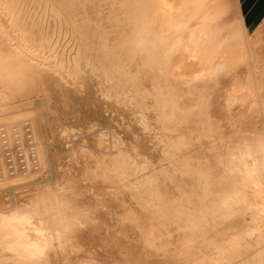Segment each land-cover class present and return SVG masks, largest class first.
I'll return each mask as SVG.
<instances>
[{"label": "bare ground", "instance_id": "bare-ground-1", "mask_svg": "<svg viewBox=\"0 0 264 264\" xmlns=\"http://www.w3.org/2000/svg\"><path fill=\"white\" fill-rule=\"evenodd\" d=\"M95 2L0 0V217L7 218L0 221V264H16L20 258L17 250L24 253L29 245L43 239L37 237L34 227L19 218L8 222L12 213L17 210H20L19 216H23L27 211V204L38 192L47 201V212L54 221H63L61 232L64 225L69 228L64 252L50 251L49 259L58 264H65V261L73 264L70 255L80 252L81 246L72 244L71 238L86 239L87 248L82 252H87L88 255L94 249L91 245L95 236L94 226L81 228L73 221L70 222L66 212L68 200L64 193L37 187L26 197L29 199L26 204L25 201L21 203L16 193L11 199L5 198L6 192L17 187L39 183L46 173L54 169L55 162L58 165L62 156L60 158L59 153L50 147L57 140L59 130H56V120L62 119L63 122L76 112L80 114L76 117L73 115L75 122L87 123L92 128L99 126L101 129L112 130L108 142H105L103 130L101 131L103 148L100 147L101 135L96 134L93 142L99 152H89L85 156L93 165L88 166L90 164L82 162L80 170L87 174L78 170L81 175H90V179L94 178V181L98 178V183L101 181L104 184L102 197L96 199L94 195H85L82 199L92 208L97 202L117 207L122 212L119 217L124 215L125 205L134 210L141 204L152 208L147 213L138 212L136 218L139 228L118 218L120 224L117 225V231L102 237V250L98 252L101 256L109 254L117 255L122 260L143 259L149 264L159 258L171 261L172 264H264V216L261 215L264 212V129L255 137H241L235 144L223 143L222 146L225 147L221 146L224 150L221 148L222 152L211 141V147H217L218 151L214 152L216 157L212 159L213 162L200 158L202 160L192 162L191 169L184 168V161L192 157L188 154L189 150L174 152L171 148L174 134L166 131L178 128L192 146L193 141L200 142L204 137L211 139L216 135L221 119L215 118L214 113H223L224 126L227 127L244 117L243 111L233 112V105L239 99L242 104H237V107L243 105L242 109L264 114L263 101L259 102L255 97L256 100L247 102V97L253 98V95L260 94L262 88L247 87L232 76L228 81V76L221 77L217 84L209 85L201 79L193 81L191 89L186 87V82L198 73L217 64L233 63L236 58L231 54L228 44L219 42L226 29H223L220 20L230 6L228 0H109L112 5L104 13L98 10L102 8L96 9L98 4ZM114 3L116 7L113 6ZM178 25L183 26L180 35L185 43L190 37L200 42V55L197 59H190L182 50L178 51L161 74L158 65L175 42V29ZM241 28L244 29L243 23ZM231 33L228 37L232 38ZM227 41L230 44L229 41L232 40ZM232 42H236L232 43L235 45L238 42L239 45L241 41L233 39ZM209 59L211 63L208 62ZM95 71H99L100 75ZM202 88L214 89L208 92L210 120L201 123L198 121V114L192 113L187 117V123L180 124L181 113L173 111L172 101L175 100L181 108L190 109L194 107V98ZM146 92L150 94L148 105L152 108L151 111L143 106ZM35 94L40 96L39 103L35 107H27L35 103H30V96ZM14 98L19 99L18 105L13 106ZM57 104L61 108H57ZM21 116L24 118L21 119ZM24 122L29 127L28 132L23 126ZM145 124L149 129L159 131L157 142L164 141L170 152L169 156H164V148L159 143L160 152L157 151L167 163L160 164L162 158L159 155L161 159L152 162L177 173H186L177 174L175 184L166 183L157 169L145 171L140 168L142 159L136 160L137 167L129 166L124 172L116 173L112 170L111 156L120 151L129 152L134 160L137 155L131 153L134 147L138 149L140 157L157 156L155 147H152L154 144L142 139ZM192 131L194 136L190 134ZM17 139L24 148L25 167L20 169L14 162V169L10 173L3 155V141L8 146H13ZM217 139L227 142L223 134ZM67 148L66 152H78L74 148ZM197 153L198 157L203 154ZM74 168L75 166L73 170ZM200 173L209 177L210 186L206 197ZM250 173L254 175L250 177ZM78 175H72L75 180L71 177L68 179H73L74 182L76 178L80 179ZM187 178L198 185L200 192L196 195V203L191 199L193 196L190 197V193L185 190L189 183ZM73 182L68 183L74 184ZM41 188L44 191H40ZM225 202L227 207L224 206ZM246 210L251 215L252 225L249 228L229 232L228 238H215L225 234L221 232L224 228L220 225L229 220L227 217ZM47 229L46 223L42 230ZM145 239L152 247L145 245ZM49 243H52L51 236ZM57 256L61 257L59 261ZM62 260L64 262L60 263Z\"/></svg>", "mask_w": 264, "mask_h": 264}, {"label": "rangeland", "instance_id": "rangeland-1", "mask_svg": "<svg viewBox=\"0 0 264 264\" xmlns=\"http://www.w3.org/2000/svg\"><path fill=\"white\" fill-rule=\"evenodd\" d=\"M91 1H93V0H91ZM94 1H96L95 2V4L98 6L96 9H98L99 7L100 8H102V9H98L101 13L103 12L104 13V11L106 12L107 10H109V8L111 7V5H112V3H109V0H94ZM99 3H98V2ZM100 1H104L105 2V4L106 5H104V2H101L100 3ZM110 1H112V0H110ZM106 2H108V3H106ZM228 2H229V8L227 9V11H226V15H222L221 16V20H220V24H222V27H223V29H225V27H226V29H228L226 32H225V30H224V32L225 33H227V35H225V33L223 32L222 34L224 35H221V37L222 38H220V41L219 42H221V44L222 43H226V45L228 46V48L231 50V54H233L236 58L234 59V61L233 62H235V61H237L240 57H245L248 61H250L251 62V69H249V64L248 63H245L244 65H242L240 68H239V70L235 73V74H233L232 75V77L238 82V83H240V84H242V85H245V86H247V87H250V88H252L253 86H258V87H260V88H262V94L260 93V94H258V95H253V98H252V96H249V97H247V102L248 101H251V100H256V98L255 97H257V99H258V101L260 102H262L263 101V103H264V19L260 22V24L254 29V30H248L247 28H245V26H244V29L243 28H241L242 27V20H241V18H240V15H239V11H238V8H237V5H236V0H228ZM103 3V4H102ZM231 3V4H230ZM100 4V5H99ZM111 4V5H110ZM101 5H102V7H101ZM232 5V6H231ZM105 6V7H104ZM107 6V7H106ZM110 6V7H109ZM114 7H116V5H115V3H114V5H113ZM231 7V8H230ZM103 8H104V10H103ZM108 8V9H107ZM230 9V10H229ZM231 9H233V10H231ZM231 11V12H230ZM229 12H230V14H229ZM233 12V13H232ZM235 14V15H234ZM231 16V17H230ZM228 22V23H227ZM231 23V24H230ZM237 24V25H236ZM244 25V24H243ZM232 26V27H231ZM228 27H231L230 29L228 28ZM241 28V29H240ZM235 31H234V30ZM237 29V30H236ZM232 30H233V32H232ZM242 31H244V34H243V32ZM235 33V32H237L236 34L238 35H236V34H232V33ZM242 32V34H239V33H241ZM229 33H231L230 35H232V38L233 39H235V41H236V39H237V41H241V42H239V45H238V42H237V46L235 45V44H232V43H236V42H232L233 41V39L230 37H228V34ZM235 37V38H234ZM224 38V39H223ZM232 40V41H229L230 42V44L228 43V41L227 40ZM239 39V40H238ZM244 40V41H243ZM227 41V42H226ZM245 43V44H244ZM230 45V46H229ZM243 46L244 47H247V49H245V48H243ZM241 49V50H240ZM251 55V56H250ZM256 66V67H255ZM248 67V68H247ZM255 68V69H254ZM260 70V71H259ZM249 71H250V73H249ZM95 72H97L99 75H100V72L99 71H95ZM247 74H250L249 76H247ZM254 74V75H253ZM251 75H253V76H251ZM248 77H250V78H248ZM100 78V76L98 77V80H100L99 79ZM228 80H231V76L229 77V78H227V81ZM256 80V81H255ZM226 81V80H225ZM248 82H251V84L250 83H248ZM261 84V85H260ZM249 85V86H248ZM216 86H218V85H216ZM216 86H215V88H216ZM212 90H214V89H211V91ZM40 96L39 95H37V94H35V95H31L30 96V99H31V101H30V103H32V102H35V103H33V104H30V105H28L27 107H33L35 104H38L39 103V98ZM241 98L242 99H244L243 98V96H241ZM17 100H19L18 98H14L12 101H13V106L14 105H18L19 104V101H17ZM28 100H29V98H28ZM35 100V101H34ZM253 100V101H254ZM244 101V100H243ZM235 105H233V107H235L234 109H233V112L235 113V112H242L243 111V113H244V117H242V118H240V120L239 121H234L233 122V124H232V126H228L227 127V125L226 126H224V124H225V119H224V115H222L221 113H214L215 115H216V117L215 118H219V119H221V120H219V123H218V128L216 129V130H218L217 131V133H216V135H213V138H214V136L216 137V138H218V136H221L222 134H223V136H225V138L227 139V142L224 140V142H223V139H222V142L221 141H219V140H221V139H217L218 140V142H217V140H216V138H214V140H216V141H214V140H212L213 138H211V139H208V138H202V142L200 141H195V142H192L193 143V145L191 146L192 148L190 149H187V150H189L188 151V154L190 155V156H192V157H189V159L193 162V161H197V160H202V159H200V158H203V160H208V161H212L213 162V160L215 159V157H216V155L214 154V152L216 153V151H217V149H218V151L220 150V152H222V151H224L223 150V148L222 147H225V145L227 144V143H229V144H235L236 143V141L238 140V139H240L241 137H247V138H252V137H255V136H257V134H258V132H260V131H263L262 129H264V114H257L255 111H249V110H245V109H242L243 108V105H241V106H239V107H237V104H242V100H238V101H236L235 103H234ZM37 106H39V105H37ZM36 106V107H37ZM58 106L61 108V106L59 105V104H57V108H58ZM35 107V106H34ZM41 107V106H40ZM232 107V108H233ZM20 107H16V109H19ZM21 109H22V107H21ZM256 111H257V108L255 109ZM248 113H247V112ZM69 112V111H68ZM251 112H254V113H251ZM79 114L80 113H78V112H76V113H72V114H70L68 117V119H66V120H64L63 122L60 120V119H58V120H56L57 119V117L56 116H53V115H51V116H53V118L56 120V122H57V124H56V130H59V131H61V129H62V131L59 133V131H58V134L56 135L57 137V140L58 139H60V141L58 140H55L54 141V143L52 142V144L53 145H51L50 147L53 149V150H55V151H57L58 153H59V155H60V158H61V156H62V159H60L59 160V162H58V165H57V163L55 162V165H53L54 163H52V165L54 166V169L52 170V171H50V172H48V173H46V176L45 177H43L42 179H40V181H39V183H37V184H33L32 186H29V185H31V184H28V185H25V186H21V187H17L15 190H13V191H9V192H6V196H5V198L7 197V199H11L12 198V196L14 195V193H16V197L17 198H20V200H21V203H23L24 201V203L26 204L28 201H29V199H27L29 196L28 195H30L32 192H34L35 190H36V188L37 187H46L47 189L49 188V189H51V190H55V191H57V192H60V193H64V196H65V198L68 200V209L66 210V212H67V214H68V216H69V220H70V222H72V223H74V224H76V221L77 220H80V222L82 223V224H84L85 226H94V228H95V230H94V233L93 234H95V236H96V239H95V236L92 238V240H91V245H93V250H91V253H89V255H88V253L87 252H82V251H84L86 248H87V241H86V239H83L84 240V242H83V240H81V239H74V238H71V242H72V244H77V245H80L81 247H80V249H81V251L80 252H77L76 254H73V255H70L72 258H70L71 259V262H73V264H81V261L82 262H84V261H88V260H95V261H97V264H99V262L101 261H120V260H122V259H120V257L119 256H117V255H109L108 254V256L107 255H102L101 256V254H99L98 252H100L101 250H102V246H103V244H101L102 243V237L103 236H105V235H107L108 233H110V232H114V231H117V225H118V223L120 224V221L118 220V218H119V216H120V214L122 213L121 212V210L119 209V208H117V207H111V206H109V205H107V204H105V207H107L110 211H104L103 210V208H101L100 210H98V211H96L88 220H85L84 218H83V212H85V211H87L89 208H92L90 205H88V203H86L82 198H83V196H93L94 198H96V199H100L101 197H102V191L104 190L103 188V185L104 184H102V182L100 181L99 183H98V178H95V181H94V178H91L90 179V175H81L82 173L83 174H87V173H85V172H82L80 169H81V165H82V162L83 163H88V164H90V163H92V161H90V162H88L89 161V159L87 160L86 159V155H88V153L90 152L91 154L93 153H95V154H97V152H99L98 151V149L97 148H95V147H97L96 145H95V143L93 142L95 139H96V137L99 135V133H100V135H101V131H102V133H104V134H102V135H104V139H105V142H108V139L110 138L109 136H110V130L111 129H107V128H105V129H101V127H99V126H94L93 128L92 127H90V125L89 124H87L86 122V124H83L84 122H81V124H80V122H75L74 121V116L76 117V115L77 116H79ZM74 115V116H73ZM73 116V118H70V117H72ZM238 117V115H236V117L235 118H237ZM21 119H23L24 117L23 116H21L20 117ZM69 119H73L72 121L70 120L69 121ZM222 119H224V120H222ZM60 120V121H59ZM224 122V123H223ZM25 123V122H24ZM235 123V124H234ZM236 123H238V124H236ZM247 123V124H246ZM25 124H27V122L25 123ZM25 124H23V126L25 125ZM79 124V125H78ZM221 124L223 125V126H221ZM83 125V126H82ZM85 125V126H84ZM234 125H236V126H234ZM248 125V126H247ZM190 127H193V125H191ZM189 127V128H190ZM232 127V128H231ZM235 127V128H234ZM89 128H92L93 130L90 132L89 131ZM226 128V129H225ZM65 129V130H64ZM191 129V128H190ZM229 129V130H228ZM237 129V130H236ZM1 130V129H0ZM157 129H150V131H148V132H145V134L143 133V134H141V135H143V141L145 140V142H148L149 141V143L151 144V145H153L154 144V146H152L153 148H154V150H155V153H156V155L157 156H153V157H148L149 159H152V161H157V159H158V161L162 158L159 154V150H160V145L158 146V144H159V142H157L158 140V136H159V131L157 130ZM222 130V131H221ZM228 130V131H227ZM239 130V131H238ZM63 131H66L65 133H63ZM94 131V132H93ZM109 131V132H108ZM112 131V130H111ZM226 131V132H225ZM84 132V133H83ZM62 133L64 134V135H62ZM108 133V134H107ZM193 133V134H192ZM221 133V134H220ZM234 133H235V136H234ZM236 133L238 134V135H236ZM59 134H61L62 135V138H61V135H59ZM94 134V135H93ZM96 134H97V136H96ZM107 134V135H106ZM157 134V135H156ZM190 134L191 135H193L194 136V131H192V132H190ZM226 135H228L227 137H226ZM94 136V137H93ZM60 137V138H59ZM64 137V138H63ZM88 137V138H87ZM237 137H239V138H237ZM234 138V139H233ZM237 138V139H236ZM63 139V140H62ZM90 139V140H89ZM65 140V141H64ZM86 140H88V141H86ZM146 140H148V141H146ZM211 141H213L212 143H216L214 146H217V147H214V149H213V147H211ZM231 141V142H230ZM156 143H157V145H156ZM203 145H202V144ZM218 143V144H217ZM220 143V144H219ZM225 144V145H223L222 146V144ZM92 144H94V145H92ZM195 144V145H194ZM67 145V146H66ZM208 145V146H207ZM218 145H220V147L218 146ZM74 146V147H73ZM76 146H78V147H76ZM196 147V148H194V147ZM212 146H213V144H212ZM222 146V147H221ZM59 147H60V149H59ZM64 147V148H63ZM68 147V148H67ZM65 148H67V149H73V150H75L77 153L76 154H74V153H71V152H66V150H65ZM198 148V149H197ZM210 148L212 149V150H210ZM217 148V149H216ZM221 148H222V151H221ZM92 149V150H91ZM95 149H97L96 150V152L94 151ZM195 149V150H194ZM216 149V150H215ZM63 150V151H62ZM79 150H83L82 152L81 151H79ZM159 152H158V151ZM65 151V152H64ZM194 151V152H193ZM206 151V152H205ZM217 151V152H218ZM196 152V153H195ZM197 152H201V153H203V154H201L200 155V153H199V157H198V153ZM66 153V154H65ZM68 153V154H67ZM70 153V154H69ZM83 153V154H82ZM213 153V154H212ZM73 154V155H72ZM193 154L195 155L196 154V156H193ZM83 155V156H82ZM158 155L161 157H158ZM215 155V156H214ZM203 156V157H202ZM213 156V157H212ZM64 157V158H63ZM197 157V158H196ZM155 158H156V160H155ZM209 158V159H208ZM211 158V159H210ZM225 158V157H224ZM213 159V160H212ZM61 161L63 162V163H61ZM66 162V163H65ZM79 165V166H78ZM91 165H93V164H90V165H88V166H91ZM53 166H52V168H53ZM75 166V168H74V170H73V167ZM76 167H80V168H77L76 169ZM61 168H62V170H61ZM56 170H58L59 171V174L58 173H56ZM72 170V171H71ZM75 170H77V171H75ZM81 171L82 173H80L79 171ZM57 171V172H58ZM60 171L62 172V173H60ZM68 172V173H67ZM77 172V173H76ZM50 173V174H49ZM65 173H67L68 174V177H66L67 175L65 174ZM70 173V174H69ZM78 173H80V175H78ZM48 174V175H47ZM65 174V175H64ZM78 175V178L80 177V179H77L76 178V181H72L73 179H74V177H76L75 175ZM63 177H62V176ZM71 175V176H70ZM72 175H74V177L72 176ZM58 176H60V177H58ZM82 176V177H81ZM89 176V177H88ZM73 178L71 181L68 179V178ZM88 177V178H87ZM66 178V180H63V179H65ZM67 179L69 180L68 182H73L74 184H69L68 182H67ZM88 179H90V180H88ZM189 179H191V178H187V180L189 181V185L187 184V186H185V190L187 191V192H189L188 194H189V196L190 197H192L191 199H193V201H194V203H196L197 201H196V195L200 192L199 191V188H198V185H196L194 182L195 181H193V180H189ZM75 180V179H74ZM98 180V181H97ZM66 181V182H65ZM76 182V183H75ZM96 182V183H95ZM86 183V184H85ZM99 185H98V184ZM76 184V185H75ZM70 187H68V186ZM36 186V187H35ZM95 186H97V187H95ZM69 188V189H68ZM34 189V190H33ZM106 190V189H105ZM76 191H78V192H76ZM13 192V193H12ZM74 192H76V193H74ZM11 193V194H10ZM18 194V195H17ZM192 194V195H191ZM82 195V196H81ZM20 196V197H19ZM28 196V197H27ZM27 197V198H26ZM195 197V198H194ZM2 199V198H1ZM23 200V201H22ZM70 203V204H69ZM104 204V203H103ZM111 208V209H110ZM116 208V209H115ZM236 208V207H235ZM112 209H115V210H112ZM119 209V210H118ZM71 211V212H70ZM116 211V212H115ZM119 211V212H118ZM236 211V210H235ZM80 213V214H79ZM236 213V212H235ZM250 211H248V210H246V212L245 211H243V213L242 212H237L235 215L233 214H231L230 215V218L229 217H227L229 220H227V221H224L223 222V224H221L220 225V227H222V228H224V229H222L221 230V232L224 234V235H222V234H220V236L219 237H215L216 239H220L221 237L222 238H228V237H230L229 235V232L230 233H232V232H235V231H237V230H240L241 228L243 229V230H245V229H247V228H249V226H251L252 225V223H251V219H250ZM72 214V215H71ZM74 214V215H73ZM108 215V216H107ZM106 216V217H105ZM117 216V217H116ZM75 218V219H74ZM77 218V219H76ZM81 218L83 219V220H81ZM116 218V219H115ZM235 218V219H234ZM92 220H95L96 222L95 223H92L91 221ZM238 220V221H237ZM230 221V222H229ZM92 223V224H91ZM225 223V224H224ZM228 223H229V225H228ZM232 224V225H231ZM236 225L235 227H233L234 225ZM84 226V227H85ZM101 228H100V227ZM224 226V227H223ZM228 226V228H226ZM83 227V228H84ZM230 228V229H229ZM234 229V230H233ZM226 230V231H225ZM229 230V231H228ZM105 231V232H104ZM98 233V234H97ZM102 233V234H101ZM130 233V232H129ZM117 235V234H116ZM118 236V235H117ZM101 237V238H100ZM73 240V241H72ZM100 242V243H99ZM85 243V244H84ZM93 243V244H92ZM94 243H96V244H94ZM99 243V244H98ZM84 246H83V245ZM95 246V247H94ZM96 249V250H95ZM101 249V250H100ZM94 251H96L97 253H92V252H94ZM91 254H92V256H91ZM88 256V257H87ZM94 256V257H93ZM100 256V257H99ZM105 256V257H104ZM113 256V257H112ZM57 258H58V261L61 259V257L59 256H57ZM103 258V259H102ZM116 259V260H115ZM62 262H64V260H62V261H60V263H62ZM75 262V263H74Z\"/></svg>", "mask_w": 264, "mask_h": 264}, {"label": "snow or ice", "instance_id": "snow-or-ice-1", "mask_svg": "<svg viewBox=\"0 0 264 264\" xmlns=\"http://www.w3.org/2000/svg\"><path fill=\"white\" fill-rule=\"evenodd\" d=\"M176 31V40L172 44V46L168 49V51L165 53V56L162 58V62L158 65L161 74H163L165 70V66L168 62H170L173 55H175L178 51H183L190 59H197L200 55V42L195 40L194 37H190L185 43L181 37V32L183 31V26L178 25L175 29ZM242 34V32L240 33ZM211 63V60L208 61ZM245 63L249 64V69H251V62L248 61L245 57H240L237 61L229 64H217L213 68H209L204 72H200L197 74V76L193 77L191 80H188L186 82V87L191 89L193 87V81L201 80L203 79L206 84H217L221 77L225 76H232L235 74L239 68L244 65ZM147 66V65H146ZM133 79H135V75L133 74ZM211 89L209 88H202L199 89V95L194 98V107L190 109H184L178 106V103L173 100L172 101V107L173 111H179L181 113V119L179 121L180 124L187 123V117L190 116L192 113L198 114V121L201 123H206L208 120H210L209 116V100L210 97L208 95V92ZM191 95V92L189 93ZM106 99L110 97H105ZM150 99V94L145 93L144 100H143V106L148 110L151 111L152 108L149 107L148 101ZM93 129L89 128V131L91 132ZM144 131L148 132L150 131L149 127L145 124L144 125ZM166 131H170L174 134V138L171 141V148L174 152H180L182 149H189L191 147V143L180 134L178 131V128H171L166 129ZM195 142V141H193ZM161 147L164 148V156H169V148L168 146H165L164 141H159ZM100 147L103 148V136L101 135L100 138ZM264 147V146H262ZM131 153H136V159H133V155H131L129 152L120 151L117 153H114L111 156L112 159V170L116 173L124 172L129 166L131 167H137L136 160H143V163L139 165L140 168H143L145 171L151 169H157L159 174H161L165 182H171L173 184L176 183L177 174L179 175H185L186 173L184 171H177L170 170L169 168L161 167L160 164L167 163V161L161 159L160 164L153 163L152 160H150L147 156L140 157L138 155V149L132 148ZM94 158V157H93ZM192 161L185 160L184 161V168L185 169H191ZM211 171V168H209V172ZM201 178L204 180V192L205 197L208 192L209 184L208 179L209 177L205 176L204 173H200ZM254 174L250 173V177ZM105 178H107V171L105 173ZM153 182H155V177L152 178ZM179 190V189H177ZM40 191H44L43 188L40 189ZM225 207L228 206L227 202H225ZM27 211L23 216H19V211L12 213V217L8 219V222H11L12 219L19 218L22 220L25 224L29 225L30 227H34V230L36 231L37 237L43 238L41 240H38L36 243H33L28 246L27 249H25L24 253H20L17 250V255L20 257L16 264H58L57 261H53L49 259L48 253L50 251H57L60 253L64 252L65 249V243H66V236L69 232V228L67 225L63 226V232H61L60 228L63 224V221L60 223H56L54 221V218H52L48 212H47V201L43 200L41 196L39 195V192L37 195L33 196L31 201L27 204ZM125 207V213L123 216L119 217V219L134 224L139 228V223L137 220V214L138 212H144L147 213L149 211H152V208L150 205L147 204H141L136 207L134 210L133 208H129L128 206ZM103 208L104 211H109L107 207L103 203L97 202L96 206L93 208H89L87 211L83 212V218L85 220H88L96 211ZM262 216H264V212L261 213ZM5 217H0V221H4ZM92 223H95V220L91 221ZM48 224L47 231H44L45 224ZM38 225V226H36ZM76 225L83 228L85 225L80 223V220L76 221ZM49 236L52 238V243H49ZM64 241V242H61ZM144 243L147 247H152V244L145 239ZM13 250V249H10ZM159 251V249H157ZM65 264H68V261H65ZM81 264H97V261L95 260H88L81 262ZM99 264H149L146 260H120V261H102L99 262ZM151 264H172L171 261H168L164 258H159L155 261H152Z\"/></svg>", "mask_w": 264, "mask_h": 264}, {"label": "crops", "instance_id": "crops-1", "mask_svg": "<svg viewBox=\"0 0 264 264\" xmlns=\"http://www.w3.org/2000/svg\"><path fill=\"white\" fill-rule=\"evenodd\" d=\"M236 5L248 30H254L264 19V0H236Z\"/></svg>", "mask_w": 264, "mask_h": 264}, {"label": "built area", "instance_id": "built-area-1", "mask_svg": "<svg viewBox=\"0 0 264 264\" xmlns=\"http://www.w3.org/2000/svg\"><path fill=\"white\" fill-rule=\"evenodd\" d=\"M25 130L28 132L29 127L27 124L24 125ZM3 137V135H1ZM29 136V134H28ZM17 135L15 136V138ZM4 146H3V155L5 157V162L7 168L10 170V173H12V170L14 169V165L16 164L19 166L20 169H24L25 163H24V148L21 144V142L17 139L14 141L13 146H8L5 141H3ZM29 145V144H27ZM15 157V158H14Z\"/></svg>", "mask_w": 264, "mask_h": 264}]
</instances>
